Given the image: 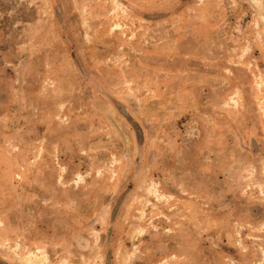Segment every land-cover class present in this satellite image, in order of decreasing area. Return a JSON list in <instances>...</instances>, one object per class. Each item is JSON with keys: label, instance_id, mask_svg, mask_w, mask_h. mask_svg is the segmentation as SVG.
<instances>
[{"label": "rangeland", "instance_id": "1", "mask_svg": "<svg viewBox=\"0 0 264 264\" xmlns=\"http://www.w3.org/2000/svg\"><path fill=\"white\" fill-rule=\"evenodd\" d=\"M0 264H264V0H0Z\"/></svg>", "mask_w": 264, "mask_h": 264}]
</instances>
